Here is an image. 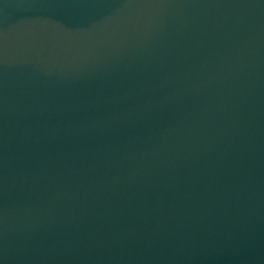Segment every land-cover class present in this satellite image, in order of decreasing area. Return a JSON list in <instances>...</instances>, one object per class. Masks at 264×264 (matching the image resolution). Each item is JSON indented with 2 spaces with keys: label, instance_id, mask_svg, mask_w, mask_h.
Instances as JSON below:
<instances>
[{
  "label": "water",
  "instance_id": "obj_1",
  "mask_svg": "<svg viewBox=\"0 0 264 264\" xmlns=\"http://www.w3.org/2000/svg\"><path fill=\"white\" fill-rule=\"evenodd\" d=\"M0 264H264V0H0Z\"/></svg>",
  "mask_w": 264,
  "mask_h": 264
}]
</instances>
